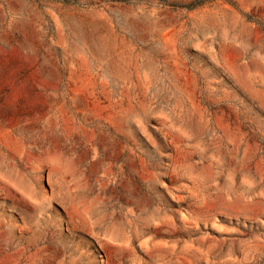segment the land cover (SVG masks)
<instances>
[{"label": "rangeland", "instance_id": "1", "mask_svg": "<svg viewBox=\"0 0 264 264\" xmlns=\"http://www.w3.org/2000/svg\"><path fill=\"white\" fill-rule=\"evenodd\" d=\"M0 264H264V0H0Z\"/></svg>", "mask_w": 264, "mask_h": 264}]
</instances>
